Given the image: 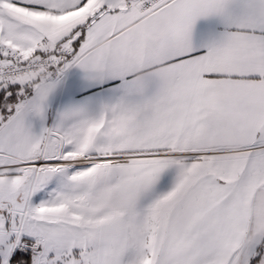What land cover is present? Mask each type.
<instances>
[{"label": "snow or ice", "instance_id": "6c2138e0", "mask_svg": "<svg viewBox=\"0 0 264 264\" xmlns=\"http://www.w3.org/2000/svg\"><path fill=\"white\" fill-rule=\"evenodd\" d=\"M0 264H264V0H0Z\"/></svg>", "mask_w": 264, "mask_h": 264}]
</instances>
